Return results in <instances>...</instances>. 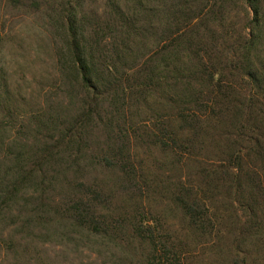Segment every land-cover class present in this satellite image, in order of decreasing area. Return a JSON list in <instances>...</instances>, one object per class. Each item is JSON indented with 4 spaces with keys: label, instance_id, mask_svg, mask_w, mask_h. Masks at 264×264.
I'll use <instances>...</instances> for the list:
<instances>
[{
    "label": "trees",
    "instance_id": "obj_1",
    "mask_svg": "<svg viewBox=\"0 0 264 264\" xmlns=\"http://www.w3.org/2000/svg\"><path fill=\"white\" fill-rule=\"evenodd\" d=\"M234 1L249 11L248 31L236 39L235 52L232 49L219 54L214 52V69L206 67L203 59L198 60V51L192 46H172V60L169 57L171 62L163 72L153 64L143 69L145 61L155 54L151 51L154 49L142 54L148 46H83L72 23L68 31V55H62L69 58L68 70L76 76L80 92L77 114L68 116L63 111L47 114V142L36 143L28 151L24 143L16 145V135L9 143H1L0 164L16 166L15 171L10 169V173L0 178L4 198L16 205L14 200L20 189L30 184L33 186L30 201L42 210L38 212L41 216L35 215L38 219L59 225L65 220L75 227H84L88 234L100 238L102 246L104 240L113 242L123 235L129 244L135 242L141 249H148L147 253L139 255L142 264H185L190 252L187 253L182 244L171 245L166 237L160 238L143 220L133 221L126 230L115 219L100 215L109 204L111 192L124 183L131 184V190L140 200L147 195L144 172L138 169L129 151L136 145L131 144L132 140L143 139L138 132L145 122L137 123L139 127L134 132V119L153 113L157 146L169 155L173 171L181 172L184 164L190 163L194 164L198 175L206 174L209 179L206 182L209 192L190 186L189 191L183 193L180 185H173L175 193L171 201L187 217L197 241L195 249L204 247L219 259L218 264H264V211H259V199H263L264 209V169L262 175L256 169L250 173L257 187L252 180L253 191L249 188L247 201L242 205L254 221L248 228H240L231 221L226 214L228 209H216L208 202L209 198H201L205 193L219 190L220 183L225 186L222 189L232 192L238 185L237 174L241 171L244 154L247 159L264 162V0ZM178 34L167 32L164 42H173ZM134 35L128 33L129 38ZM192 57L198 67L191 65ZM59 61L61 72L65 63ZM66 70L62 78L70 79L66 77ZM224 71L241 81L244 79L246 89L233 88L226 83ZM71 98L68 91L65 99ZM165 106L170 108L166 110ZM98 134L103 141L96 152L93 145H98ZM144 135L153 137L148 132ZM209 138L213 141L224 138L225 150H218L220 145L217 144V154L207 156L202 152L203 147L196 148ZM35 150L44 157L28 169ZM220 153L225 155L224 159ZM97 169H116L121 177L109 187L103 180L95 179L90 183L86 177L90 170ZM159 185L152 181L150 187ZM42 191H46L48 198H33L34 193ZM55 191L62 193V198L57 200ZM235 204L231 202L233 207ZM231 212L235 216V210Z\"/></svg>",
    "mask_w": 264,
    "mask_h": 264
},
{
    "label": "rangeland",
    "instance_id": "obj_2",
    "mask_svg": "<svg viewBox=\"0 0 264 264\" xmlns=\"http://www.w3.org/2000/svg\"><path fill=\"white\" fill-rule=\"evenodd\" d=\"M248 12L234 0H0V145L9 143L16 135V145L24 143L28 151L36 143L47 142V114L61 111L68 116L77 114L80 92L75 83L76 76L68 70L69 58L62 55H68L66 47L72 23L83 46H148L142 54L154 49L151 51L155 54L145 61L143 69L153 64L163 72L166 64L171 62L169 57L172 60V46H192L198 51V60L203 59L206 67L214 69V52L219 54L231 49L235 52L236 39L248 31ZM167 32L179 34L168 43L164 42ZM128 33L135 35L129 38ZM191 59V65L198 67L197 60ZM59 60L65 63L61 72ZM64 69L70 79L62 78ZM224 73L223 80L231 87L246 89L244 79L241 81L234 74ZM68 91L72 94L69 100L65 99ZM155 118L152 113L134 119V132L138 130L137 123L145 122L138 132L143 139L132 140L131 144L136 145L129 151L138 169L144 172L147 195L140 200L131 190V184L124 183L111 192L109 204L99 211L100 215L115 219L126 230L133 221L143 220L160 238L166 237L171 245L182 244L184 250L190 252L185 264H218L219 259L204 247L195 249L197 241L188 219L171 201L175 185H180L183 193L188 192L190 186L208 191L206 182L209 179L206 174L198 175V170L190 163L184 164L181 172L173 171L169 155L157 146ZM146 132L154 138H145ZM129 134L133 136L132 131ZM98 136V145H93L96 152L103 141V137ZM217 144L220 145L218 150H225L224 138L214 141L209 138L196 148L203 147L205 155L214 156ZM38 150L32 153L28 169L43 159L44 154ZM220 157L224 159L225 155L220 153ZM15 168L11 163H1L0 178ZM252 169L262 175L264 162L247 159L244 154L241 171L237 174L238 185L232 192H226L220 183L219 190L201 195V198L211 199L208 202L214 208L228 209L226 214L240 228H248L254 223L242 208L249 188L253 191L252 180L253 186L257 187V181L250 174ZM90 171L86 177L90 183L95 179L103 180L108 187L121 177V172L116 169ZM152 181L158 182L159 187H150ZM32 192L30 184L21 188L14 200L17 204L12 205L0 191V264H142L139 255L147 253L148 249H141L135 242L129 244L123 235L113 242L104 240L102 246L100 238L88 234L84 227H75L65 220L59 225L38 219L35 215L41 216L42 210L30 201ZM33 196L48 198L46 191L36 192ZM54 196H58V200L62 193L55 191ZM262 200L259 199V211H264ZM232 201L236 202L235 207L231 205ZM231 209L235 210V216Z\"/></svg>",
    "mask_w": 264,
    "mask_h": 264
}]
</instances>
